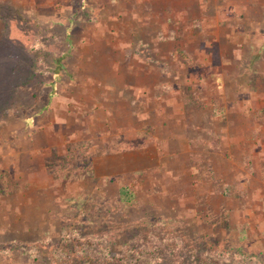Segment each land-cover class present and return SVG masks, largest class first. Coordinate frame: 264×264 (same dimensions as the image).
Returning <instances> with one entry per match:
<instances>
[{"label":"rangeland","instance_id":"1","mask_svg":"<svg viewBox=\"0 0 264 264\" xmlns=\"http://www.w3.org/2000/svg\"><path fill=\"white\" fill-rule=\"evenodd\" d=\"M107 1L0 0V264H264V29L242 22L223 72L234 109L187 78L208 76L189 66L201 16L239 8L175 0L172 32L136 47L167 84L129 107L66 52ZM226 34L210 53L233 48Z\"/></svg>","mask_w":264,"mask_h":264},{"label":"crops","instance_id":"2","mask_svg":"<svg viewBox=\"0 0 264 264\" xmlns=\"http://www.w3.org/2000/svg\"><path fill=\"white\" fill-rule=\"evenodd\" d=\"M225 4L237 6L236 8H239L240 14L237 15L234 10L229 14L219 10L210 19L208 16H201L202 23L197 33L200 38L207 39L201 41L200 47L194 50L196 55L194 52L189 51L195 63L189 66L201 68L203 72H208L206 73L208 76L204 77L200 74L197 79H194L189 74L187 84L194 85L195 81L196 84H201L204 79L207 83L212 79L220 90V93L215 95L223 96L225 102H232L234 107L237 102H242L243 97L242 94H239L238 89L227 87L230 74L226 75L223 72L241 58V40L244 37L243 31L245 30L242 22L246 21L247 28L251 26L254 31L264 29V15L261 14L254 19L255 16L251 18L250 15L245 13L251 7L254 9L253 12L262 11L264 2H261V0H226L220 7ZM175 5L178 7L175 0H108L105 5L108 7L106 21L100 20L96 25L87 26V32H82L81 39L75 44H71L66 52L74 57L77 64L74 67L91 71L93 77L96 76L97 79V81L94 80V84L105 86L107 89L110 88L114 91V96L119 95L116 101H128L130 107L131 102L137 101V98L141 99V88L153 91L157 87L160 88L167 84L161 77V69H158L155 65H149L143 57V53L138 52L136 47L140 43L154 47L160 31H171L172 28H170L169 22L173 21ZM62 6L64 16L60 18L63 19H61L62 22L67 21V24H65L67 30L68 26L72 25L74 10L69 7V3L68 5L64 3ZM197 19H200V17H197ZM212 30L215 36L211 35ZM222 32H227L224 37L233 45V48L219 47L216 48V51L210 53L209 50L213 46L212 41L219 40V33ZM205 34L206 36H204ZM216 54L218 55L217 60L214 58ZM58 65L62 67L61 64ZM213 67L216 69L213 70ZM207 69L212 70L211 73ZM230 84L235 87L236 83L231 79ZM223 85H226L225 88ZM120 90L123 92L116 94ZM231 91L234 93L231 94ZM130 110V108H127V110L122 109V116H133ZM238 114L241 115V112H238ZM113 116V113H111L110 117Z\"/></svg>","mask_w":264,"mask_h":264},{"label":"trees","instance_id":"3","mask_svg":"<svg viewBox=\"0 0 264 264\" xmlns=\"http://www.w3.org/2000/svg\"><path fill=\"white\" fill-rule=\"evenodd\" d=\"M125 261L126 260L122 259V258L116 259L114 257H111L110 259H107V261H105L103 263H100V264H123V262H125ZM91 264H97V263L96 262H91Z\"/></svg>","mask_w":264,"mask_h":264}]
</instances>
